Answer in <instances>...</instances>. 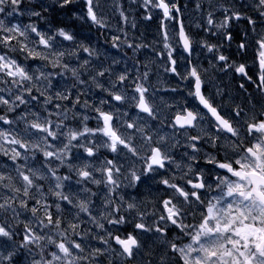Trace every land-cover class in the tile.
I'll list each match as a JSON object with an SVG mask.
<instances>
[{"label": "snow or ice", "instance_id": "6c2138e0", "mask_svg": "<svg viewBox=\"0 0 264 264\" xmlns=\"http://www.w3.org/2000/svg\"><path fill=\"white\" fill-rule=\"evenodd\" d=\"M0 264H264V0H0Z\"/></svg>", "mask_w": 264, "mask_h": 264}, {"label": "flooded vegetation", "instance_id": "af4514ba", "mask_svg": "<svg viewBox=\"0 0 264 264\" xmlns=\"http://www.w3.org/2000/svg\"><path fill=\"white\" fill-rule=\"evenodd\" d=\"M155 30H156L155 22L149 23L145 21L139 24L137 35L139 36L141 33H143V36L141 38L146 41H151L153 39V36L155 35ZM222 79H223L222 87L226 86V90L232 92L233 95H235L236 94L235 84L233 82H230L229 77H223Z\"/></svg>", "mask_w": 264, "mask_h": 264}]
</instances>
